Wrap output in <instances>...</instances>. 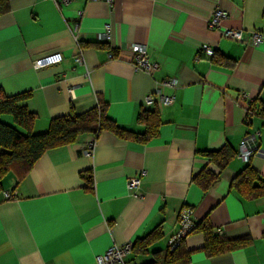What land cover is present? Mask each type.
Wrapping results in <instances>:
<instances>
[{"label": "crops", "instance_id": "crops-1", "mask_svg": "<svg viewBox=\"0 0 264 264\" xmlns=\"http://www.w3.org/2000/svg\"><path fill=\"white\" fill-rule=\"evenodd\" d=\"M215 8L228 16L212 30L207 21ZM227 28L241 30L242 41L224 38ZM252 32L262 35L256 46L248 42ZM133 44H144L158 65L151 74L134 69ZM53 52L62 54L59 64L32 67ZM167 78L177 80L167 90L173 102L146 106L144 98ZM0 89L6 96L29 94L33 134L100 99L109 120L139 135L83 134L43 153L25 176L8 172L0 190V264H93L108 247L156 230L146 253L124 258V264H150L155 252L167 249L185 208L215 234L247 239L209 257L202 234L192 233L184 240L187 264H264V197L246 199L230 187L247 165L264 181V116L245 122L249 104L264 106V0H71L59 7L53 0H0ZM142 110L155 111L159 120L147 140L138 121ZM0 119L12 124L8 115ZM253 135L257 144L245 162L238 148ZM223 147L235 156L204 191L193 177L205 167L218 172L205 153ZM83 172L92 173V191ZM136 177L139 188L128 191Z\"/></svg>", "mask_w": 264, "mask_h": 264}, {"label": "trees", "instance_id": "trees-1", "mask_svg": "<svg viewBox=\"0 0 264 264\" xmlns=\"http://www.w3.org/2000/svg\"><path fill=\"white\" fill-rule=\"evenodd\" d=\"M28 99V93L6 96L0 89V117L8 115L12 119V124L4 123L0 119V190L1 181L8 172H13L18 177L25 176L43 153L72 144L83 134H93L96 137L99 132L106 130L119 138L139 137L109 120L106 117V104L100 99L95 108L79 115L71 113L54 118L50 121L45 133L33 134L32 127L36 115L27 109ZM254 115L264 116L262 103L249 104L245 122L248 123L250 117ZM138 121L146 128L142 140H147L155 135L156 127L159 124L155 111L142 110L139 113ZM205 155L211 163L216 165L218 172H213L205 167L193 177V181L204 191H207L219 179L221 171L235 156V153L229 148L223 147L216 151L206 152ZM80 177L86 181L87 190L92 191V173L83 172ZM230 187L246 199L264 197V181L249 165L233 177ZM195 232L202 234L204 239L202 250L209 257L238 249L247 243L245 238L229 240L218 233L215 234L206 219L200 223L194 222L189 230V235ZM158 236V232L154 230L136 240L131 252L146 253L147 248L158 239ZM190 253L184 246V240L173 249L168 244L164 252L154 253L155 259L150 264H187L190 261Z\"/></svg>", "mask_w": 264, "mask_h": 264}, {"label": "built area", "instance_id": "built-area-1", "mask_svg": "<svg viewBox=\"0 0 264 264\" xmlns=\"http://www.w3.org/2000/svg\"><path fill=\"white\" fill-rule=\"evenodd\" d=\"M71 0H53L57 7L61 5H65L69 3ZM99 1V0H94ZM109 5L113 3V0H104ZM228 16L227 12L224 10H220L215 8L211 14L210 19L207 21V25L209 29H220L221 23ZM108 30L109 25L104 26V33H102L104 39H108ZM221 34L224 38L234 40L236 42H241L243 39L242 31L236 29H223ZM262 41V35L259 32H252L250 34L249 43L252 45H258ZM131 51L134 54L133 67L136 70L144 71L147 74H151L158 68V65L152 62L149 59L147 48L144 44H133L130 46ZM201 51L204 52L207 56H212L213 51L208 48L206 45L201 46ZM62 54L59 52L49 53L43 56L36 58L32 67L36 70L57 65L62 61ZM75 61L80 63L82 61V57L77 55ZM177 87L176 78H167L162 80L155 91L152 94H149L144 98V104L146 106H151L154 103L159 104L161 107H165L170 105L173 102V96L167 93V90L174 89ZM254 143H256L255 136L246 137L238 148V157L241 160L247 162L250 157L254 154ZM94 145V140L87 144L86 152L91 150ZM140 177H136L128 180L126 188L128 191H134L139 188L140 185ZM138 194L133 193L132 196L136 197ZM6 198H11L12 195L8 192L5 193ZM194 218L192 217V211L189 208H185L180 212L179 215V228L177 232L171 236L169 239V246L171 249L175 248L181 241L185 240V238L189 235V230L194 225ZM133 243L126 242L122 245H112L108 247L102 254H98L95 256V260L93 264H124V258L131 252Z\"/></svg>", "mask_w": 264, "mask_h": 264}]
</instances>
